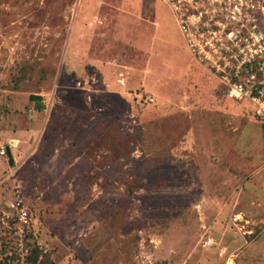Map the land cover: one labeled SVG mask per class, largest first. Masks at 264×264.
<instances>
[{
  "label": "rangeland",
  "instance_id": "1",
  "mask_svg": "<svg viewBox=\"0 0 264 264\" xmlns=\"http://www.w3.org/2000/svg\"><path fill=\"white\" fill-rule=\"evenodd\" d=\"M249 1L190 10L209 60L164 0H0V248L36 240L42 264H264V123L218 71L221 52L260 44H242L264 31V0Z\"/></svg>",
  "mask_w": 264,
  "mask_h": 264
},
{
  "label": "built area",
  "instance_id": "2",
  "mask_svg": "<svg viewBox=\"0 0 264 264\" xmlns=\"http://www.w3.org/2000/svg\"><path fill=\"white\" fill-rule=\"evenodd\" d=\"M164 1L169 4V6H171V9L176 15L183 34L189 41H194L192 44V46H194L193 53L198 56H206L207 59L212 60V52L208 51L204 47V44L198 42V40H202L203 35L197 36V31L194 27L195 21H193L192 16L189 15L190 10L198 7L200 2L205 4L204 0ZM249 2H252V0ZM249 2H246L247 6L245 7L243 15L245 19L243 20L247 23V25H251V28H256L258 26L257 22L259 23L260 21H257L258 18L256 19L249 15L251 11V9L248 11L249 7H255L253 3ZM259 9L264 14V4ZM201 21L202 19L199 16L197 23L201 25V28H209L210 25L202 24ZM261 24L264 26V21H262ZM257 33V36H254L253 32L251 35H245L243 37H241V35H236L234 38L245 41L242 43L243 45L253 41L254 38L259 39L260 44L257 47H251L250 45H247L246 48L244 47L241 51L235 54L232 51L226 52L227 54L221 52L224 55L225 61H220L219 64L224 69L218 68V71H222L224 75L229 74L232 78L231 79L227 76V83H225L227 87V96L234 100L248 101L252 105L257 119L264 123V80L255 81L259 74L254 72L258 70L261 75H264V31L257 30ZM228 62H232V65H229ZM214 68L216 69L215 65ZM227 70H232L231 72L233 74L229 73ZM244 73H247V75H244ZM20 218L26 220L27 212L22 211V216H20Z\"/></svg>",
  "mask_w": 264,
  "mask_h": 264
},
{
  "label": "trees",
  "instance_id": "3",
  "mask_svg": "<svg viewBox=\"0 0 264 264\" xmlns=\"http://www.w3.org/2000/svg\"><path fill=\"white\" fill-rule=\"evenodd\" d=\"M30 100L35 103V107L37 111L43 110L44 104L42 102V97L40 95H31ZM110 136H111L110 131L105 133V135L102 138V144H105V142ZM111 148L115 154V158L119 159L123 155L119 153L118 150H116L117 148L116 146ZM9 158L11 161H13L11 151H9ZM12 223L14 224V221ZM31 238L32 240H34L33 237L30 235V239ZM25 250L27 252L21 253L19 249L12 247L10 243H5V240H2L1 248H0V255H2V257H0V264H13L15 262L16 257H19V259H21L23 263L25 262V264H42L41 263L42 250L40 249L39 245L36 243V240H34L33 242L27 241Z\"/></svg>",
  "mask_w": 264,
  "mask_h": 264
},
{
  "label": "water",
  "instance_id": "4",
  "mask_svg": "<svg viewBox=\"0 0 264 264\" xmlns=\"http://www.w3.org/2000/svg\"><path fill=\"white\" fill-rule=\"evenodd\" d=\"M13 162V161H12Z\"/></svg>",
  "mask_w": 264,
  "mask_h": 264
}]
</instances>
